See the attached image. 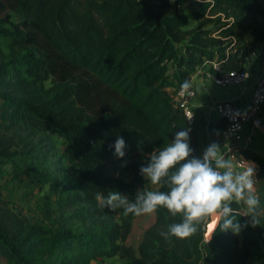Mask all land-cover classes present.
<instances>
[{
	"label": "trees",
	"instance_id": "16d2710c",
	"mask_svg": "<svg viewBox=\"0 0 264 264\" xmlns=\"http://www.w3.org/2000/svg\"><path fill=\"white\" fill-rule=\"evenodd\" d=\"M8 1L21 21L13 29L0 21V38L10 35L16 48L0 61V99L14 112L7 125H0L13 130L0 135V166L28 153L12 149L24 144L16 130L23 117L39 122L64 140L68 163L55 171L58 179L49 197L71 193L80 206L77 214L91 216L94 225L82 232L64 229L50 251L55 245L51 229L11 210L0 193V264H93L116 255L126 258L123 264H264V216L256 227L243 226L250 218L239 217L238 234L218 226L209 242L205 225L189 238L165 239L161 233L182 217L160 208L156 222L131 249L126 243L136 216L117 220L96 199L116 189L134 199L146 181L139 169L149 154L187 130L168 88L190 82L205 60L219 62L226 71L246 70L251 42L245 34L251 31L252 43L264 40L258 22L264 21V0H195L192 11L178 8L188 0ZM196 20L201 22L190 26ZM213 21L215 27L206 26ZM51 76L56 83L46 88ZM224 125L221 119L213 127ZM118 137L147 158L121 164L123 158L114 155ZM189 137L200 157L190 132ZM242 153L260 163L264 180V159ZM118 169L117 176L110 174ZM157 190L168 189L158 185ZM258 192L264 209V182H258Z\"/></svg>",
	"mask_w": 264,
	"mask_h": 264
},
{
	"label": "clouds",
	"instance_id": "9594fccd",
	"mask_svg": "<svg viewBox=\"0 0 264 264\" xmlns=\"http://www.w3.org/2000/svg\"><path fill=\"white\" fill-rule=\"evenodd\" d=\"M190 87L187 80L181 85L185 92ZM125 147L124 138L118 137L114 155L122 158ZM227 149V145L222 148L213 142L197 157L190 147L189 132L179 131L166 146L154 149L147 165L139 169V174L150 184L167 186V191L139 189L132 200L118 191H109L106 195L98 194L96 199L110 212L122 210L124 215H147L164 208L172 217H182L161 233L165 239L189 238L200 225L208 224L215 225L212 234L217 226L238 234L249 223L252 227L261 225V202L255 187V165L246 162L237 166L227 156ZM241 216L251 219L242 226L238 220Z\"/></svg>",
	"mask_w": 264,
	"mask_h": 264
},
{
	"label": "rangeland",
	"instance_id": "374dc122",
	"mask_svg": "<svg viewBox=\"0 0 264 264\" xmlns=\"http://www.w3.org/2000/svg\"><path fill=\"white\" fill-rule=\"evenodd\" d=\"M1 1V24L13 29L21 21L20 13L10 1ZM175 1L171 0L173 3ZM194 2L195 0H188L186 3L178 6V8H184L185 11H192L195 9ZM200 22L201 20L193 21L190 26L197 25ZM258 22H260V29H264V21L258 18ZM205 24L209 27H215L217 25L214 21L206 22ZM245 35L246 38H249V42H251L246 51L247 65H252L254 70L258 69L259 72H262L264 70V40L252 43L254 37L251 31H248ZM10 38H12L10 35H3L0 38V61L7 59L13 53L12 50L16 49L13 47L14 44ZM241 46H243L242 43L236 45V49L239 52H241ZM236 49L235 47L233 48L234 51ZM19 50L21 52L24 51V49ZM55 83L56 77L51 76L45 81V87L51 88ZM13 113V111L7 108L5 102L0 99V125H7ZM19 123V126H16V130L23 135L25 141L24 144L20 142L19 145H15L12 149L16 150L19 148L21 150L20 152L22 150H28V153L22 156H16L15 162H8L0 166L1 198L7 202V206L14 212L23 214L31 222L40 220L46 227L51 229L55 242V245L50 248V251H52L55 249V246L59 245L60 236L64 229L74 228L78 232H82L94 225L93 218L91 216L77 214L80 206L71 201L73 196L71 193L63 196H60L58 193H53L49 197L50 185L54 184L58 179L55 171L57 169L59 170L62 166H68L64 157V140L52 131L46 129L39 122L29 119L27 115ZM5 133L12 134L13 130H0V135ZM124 151L125 155L122 157L121 164L126 163L130 159L140 158L130 147H125ZM118 173L119 169L110 172L112 176H117ZM258 182L259 184L264 182L262 177L259 176ZM157 186L150 184L146 180L143 185L138 187V190L155 191L158 189ZM115 191L127 195L121 189H116ZM48 197L51 199H48ZM57 200L59 201L57 202ZM49 201H51L50 204H48ZM259 211L260 217L264 216V209L260 208ZM110 213L117 220H120V217L124 215L122 210ZM248 218L251 219V217ZM155 222L156 213L136 216L132 229L127 237V246L131 249L135 247L145 230ZM125 262V257L116 255L112 257H98L93 261V264H123Z\"/></svg>",
	"mask_w": 264,
	"mask_h": 264
},
{
	"label": "built area",
	"instance_id": "2783aa9c",
	"mask_svg": "<svg viewBox=\"0 0 264 264\" xmlns=\"http://www.w3.org/2000/svg\"><path fill=\"white\" fill-rule=\"evenodd\" d=\"M210 60H205L203 63L197 66L195 71H201L202 66ZM216 69V74L214 76V82L218 86L226 87L236 84H241L246 78V70H223L219 62L211 61ZM248 67V65H247ZM172 102L175 108L180 109L185 118L187 130L193 135L195 132L196 125V110L193 105V100L196 95V91L193 86L185 92L182 90L181 86L174 87L170 91ZM264 104V70L259 73L255 83L252 96L247 103L246 107H241L240 103L235 100H224V101H214L212 103V108L219 111L221 119L225 120V125L219 129L222 144L228 145L231 141L240 142L242 140L246 141L245 147L238 145H230L228 152L234 155V163L237 166L243 165L246 162H251L255 165V187L258 192V180L260 176L261 166L260 163L253 160L252 158L246 156L242 151L247 148L251 142V137L255 134L257 130L262 129V119L257 116V112L261 105ZM250 124L249 136L245 137L243 130L245 124Z\"/></svg>",
	"mask_w": 264,
	"mask_h": 264
},
{
	"label": "crops",
	"instance_id": "0c3cea01",
	"mask_svg": "<svg viewBox=\"0 0 264 264\" xmlns=\"http://www.w3.org/2000/svg\"><path fill=\"white\" fill-rule=\"evenodd\" d=\"M259 73L258 69L254 70L252 65H248L244 82L239 85L236 84L226 87L215 84L214 76L216 74V69L211 61L206 62L202 66L201 71H195L192 74L190 85L193 86L196 91L193 105L197 116L193 137L194 148L199 156H202L203 150L213 142L218 143L222 148L226 145L220 142V128L213 127L221 120V116L219 111L212 108V103L214 101L235 99L240 103L241 107H246L252 96L254 83ZM173 88L174 87H170L167 90L170 92ZM257 116L262 119V129L255 132L251 137L252 139L249 146L244 148V150L261 156L264 159V151H262L264 150V104L260 106ZM249 129L250 124L246 123L243 130L245 137L249 136ZM238 144L245 147L246 141H230L227 146L229 149L230 145ZM228 149L227 156L234 162V155L229 153ZM133 151L140 156L138 159L145 160L147 158L146 154L136 150ZM252 264H258V262L253 261Z\"/></svg>",
	"mask_w": 264,
	"mask_h": 264
},
{
	"label": "water",
	"instance_id": "95a60500",
	"mask_svg": "<svg viewBox=\"0 0 264 264\" xmlns=\"http://www.w3.org/2000/svg\"><path fill=\"white\" fill-rule=\"evenodd\" d=\"M214 228H215L214 224H208L207 225L206 234H205V237H206L207 241L209 240V236H210V234H212ZM212 236H213V234H212ZM212 236H211V238H212Z\"/></svg>",
	"mask_w": 264,
	"mask_h": 264
}]
</instances>
